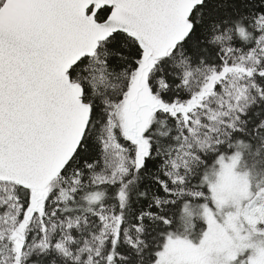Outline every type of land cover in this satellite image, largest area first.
<instances>
[{"label":"snow or ice","instance_id":"obj_1","mask_svg":"<svg viewBox=\"0 0 264 264\" xmlns=\"http://www.w3.org/2000/svg\"><path fill=\"white\" fill-rule=\"evenodd\" d=\"M0 264H264V0H0Z\"/></svg>","mask_w":264,"mask_h":264}]
</instances>
